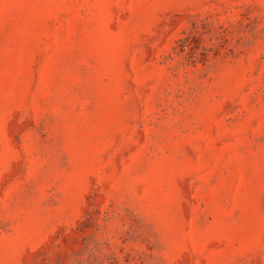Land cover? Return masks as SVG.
I'll use <instances>...</instances> for the list:
<instances>
[{"label":"rangeland","instance_id":"rangeland-1","mask_svg":"<svg viewBox=\"0 0 264 264\" xmlns=\"http://www.w3.org/2000/svg\"><path fill=\"white\" fill-rule=\"evenodd\" d=\"M0 264H264V0H0Z\"/></svg>","mask_w":264,"mask_h":264}]
</instances>
